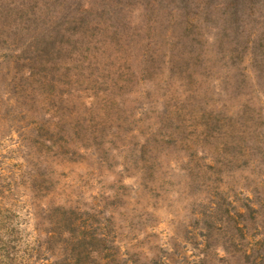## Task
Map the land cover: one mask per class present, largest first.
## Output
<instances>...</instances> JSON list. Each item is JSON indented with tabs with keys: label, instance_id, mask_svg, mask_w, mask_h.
I'll return each instance as SVG.
<instances>
[{
	"label": "rangeland",
	"instance_id": "obj_1",
	"mask_svg": "<svg viewBox=\"0 0 264 264\" xmlns=\"http://www.w3.org/2000/svg\"><path fill=\"white\" fill-rule=\"evenodd\" d=\"M0 264H264V0H0Z\"/></svg>",
	"mask_w": 264,
	"mask_h": 264
},
{
	"label": "trees",
	"instance_id": "obj_2",
	"mask_svg": "<svg viewBox=\"0 0 264 264\" xmlns=\"http://www.w3.org/2000/svg\"><path fill=\"white\" fill-rule=\"evenodd\" d=\"M80 253V252H79ZM80 255V254H79Z\"/></svg>",
	"mask_w": 264,
	"mask_h": 264
}]
</instances>
